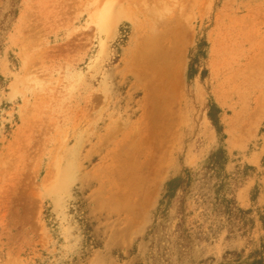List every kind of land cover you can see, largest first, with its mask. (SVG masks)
I'll list each match as a JSON object with an SVG mask.
<instances>
[{"label": "rangeland", "instance_id": "1", "mask_svg": "<svg viewBox=\"0 0 264 264\" xmlns=\"http://www.w3.org/2000/svg\"><path fill=\"white\" fill-rule=\"evenodd\" d=\"M0 264H264V0H0Z\"/></svg>", "mask_w": 264, "mask_h": 264}, {"label": "bare ground", "instance_id": "2", "mask_svg": "<svg viewBox=\"0 0 264 264\" xmlns=\"http://www.w3.org/2000/svg\"><path fill=\"white\" fill-rule=\"evenodd\" d=\"M97 23H98V26L101 28V29H108V24L110 23L111 21V15L107 10H103L101 13H99L97 15Z\"/></svg>", "mask_w": 264, "mask_h": 264}]
</instances>
